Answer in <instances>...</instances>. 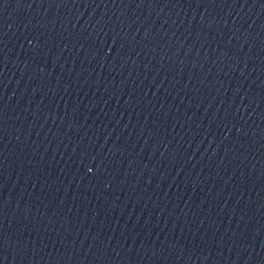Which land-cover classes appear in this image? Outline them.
Listing matches in <instances>:
<instances>
[{
    "label": "water",
    "instance_id": "1",
    "mask_svg": "<svg viewBox=\"0 0 264 264\" xmlns=\"http://www.w3.org/2000/svg\"><path fill=\"white\" fill-rule=\"evenodd\" d=\"M0 264H264V0H0Z\"/></svg>",
    "mask_w": 264,
    "mask_h": 264
}]
</instances>
